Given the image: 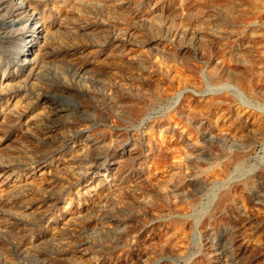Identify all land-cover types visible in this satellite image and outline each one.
Returning a JSON list of instances; mask_svg holds the SVG:
<instances>
[{
    "label": "rangeland",
    "instance_id": "374dc122",
    "mask_svg": "<svg viewBox=\"0 0 264 264\" xmlns=\"http://www.w3.org/2000/svg\"><path fill=\"white\" fill-rule=\"evenodd\" d=\"M0 264H264V0H0Z\"/></svg>",
    "mask_w": 264,
    "mask_h": 264
}]
</instances>
